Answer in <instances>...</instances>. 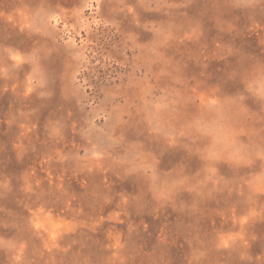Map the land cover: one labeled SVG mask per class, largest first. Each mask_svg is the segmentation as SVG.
<instances>
[{"label": "rangeland", "instance_id": "1", "mask_svg": "<svg viewBox=\"0 0 264 264\" xmlns=\"http://www.w3.org/2000/svg\"><path fill=\"white\" fill-rule=\"evenodd\" d=\"M0 264H264V0H0Z\"/></svg>", "mask_w": 264, "mask_h": 264}]
</instances>
